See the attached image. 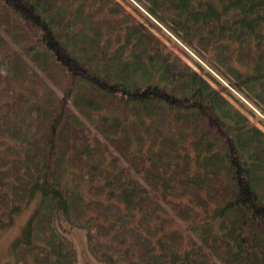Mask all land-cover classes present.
Here are the masks:
<instances>
[{
	"label": "trees",
	"instance_id": "16d2710c",
	"mask_svg": "<svg viewBox=\"0 0 264 264\" xmlns=\"http://www.w3.org/2000/svg\"><path fill=\"white\" fill-rule=\"evenodd\" d=\"M135 1L264 115V0ZM110 3L0 0V229L35 202L15 264H78L69 227L102 264H264V131Z\"/></svg>",
	"mask_w": 264,
	"mask_h": 264
},
{
	"label": "rangeland",
	"instance_id": "374dc122",
	"mask_svg": "<svg viewBox=\"0 0 264 264\" xmlns=\"http://www.w3.org/2000/svg\"><path fill=\"white\" fill-rule=\"evenodd\" d=\"M142 2L130 0L128 3V2H125L124 0H112V3H110L111 8L112 7L115 8L118 13L116 14L110 11H106V13L110 15H117V17L121 19L122 24L125 23L126 16L132 17L133 19L137 20L139 23H143L152 33H154L157 37H159L165 43L167 50H172V52L176 53L193 70H195L196 72H199L200 68L195 63V61H197L201 66L205 68V70L209 72L210 75H213L215 78H217L229 91L232 92V95L238 99V100H235L234 98L228 96L227 93H222L228 99V101L232 104V106L238 109L239 111H241L248 118L253 119L256 125L264 131V126L262 125L260 121V119L264 121V115L256 107H254L248 100L245 99L244 94H242L241 92L239 93L238 91L233 89L232 86L228 82H225L223 79H221L218 76L219 73L216 72L212 67H210L207 62H205L204 60L200 61L198 57L193 55L194 53L189 48V46L185 44V42L182 43L178 38H176L174 34L169 33V30L167 27L160 24L156 20L155 17L153 18L149 14L145 6H143ZM121 10L124 11L126 14H123ZM146 19L154 23L159 29L164 31V33H160L153 25L151 26V24H149L146 21ZM165 20L170 24V22L167 19ZM119 31L117 33H121ZM0 32L3 36H6L1 28H0ZM166 38H172L174 42L176 41L175 42L176 47L171 42H169ZM219 41L224 43L222 45H225L227 43L225 41V38L224 39L219 38ZM11 45L15 47L14 43H11ZM193 45H195V47H199V43L194 42ZM230 45L233 46L232 44ZM178 48L181 49V52L178 50ZM111 49H114V46H112ZM182 49L187 53V55L182 51ZM199 51L202 53V55L206 56L207 59H209V61L213 65L215 66L220 65L221 69L223 68V66L215 59V57H211L208 52H205L204 50H201V49H199ZM41 77L43 78V76ZM213 85L214 87H216L215 84ZM243 105H245V107ZM248 109L253 110L256 113L255 114L256 116L251 117V114ZM80 116L84 119L86 124L92 130V127L86 121L87 120L86 116L85 115H80ZM34 208H35V202L29 203L21 212H19V214H17L13 218L10 226H8L7 228L0 229V264H15L16 263L15 257L13 254V244L20 237L24 224L26 220L28 219V217L30 216V214L33 212ZM174 223H176V221H174ZM66 233L70 236V238L69 237L68 238L72 241L73 246L75 248L78 264H102L96 261L89 254L87 250L86 232L84 231V229L78 228V227L77 228L69 227V229L67 228Z\"/></svg>",
	"mask_w": 264,
	"mask_h": 264
}]
</instances>
